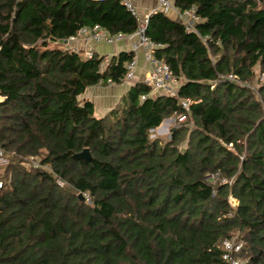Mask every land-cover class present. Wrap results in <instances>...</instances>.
Returning <instances> with one entry per match:
<instances>
[{"label": "trees", "instance_id": "1", "mask_svg": "<svg viewBox=\"0 0 264 264\" xmlns=\"http://www.w3.org/2000/svg\"><path fill=\"white\" fill-rule=\"evenodd\" d=\"M174 5L213 42L151 15L176 96L141 100L138 83L100 116L88 91L121 85L133 54L106 63L49 45L94 26L134 34L119 0H0V264H231L234 238L232 260L264 264V0ZM174 115L186 122L169 142L150 140ZM84 149L90 163L72 159Z\"/></svg>", "mask_w": 264, "mask_h": 264}, {"label": "built area", "instance_id": "2", "mask_svg": "<svg viewBox=\"0 0 264 264\" xmlns=\"http://www.w3.org/2000/svg\"><path fill=\"white\" fill-rule=\"evenodd\" d=\"M94 2H104L106 0H91ZM157 7L148 15L142 16L137 7L134 5L132 0H119L120 4L126 9V11L131 15L137 24V30L132 35H107L105 34L98 26H94L91 28H83L80 29L76 35L69 37L66 41L53 43L51 47L57 49H65L71 53L78 55L82 60L91 59L94 56V53L89 50L88 47H84L81 42H94V43H102L106 45H112L122 40H132L136 39V42L132 46V60L126 66V75L123 80L125 83L129 81L134 76V71L136 68V51L142 50L144 56V62L150 66V71L148 72L144 84L149 88V95L142 96L141 100H145L148 96L152 95H166L169 97H175L177 93V88L179 86L178 81L173 77L170 69L163 61H158L154 59V53L156 50L163 49L164 46L159 43H155L151 41L146 35V29L148 26L149 18L151 15L156 13H162L168 15L169 13H173L177 18V22H179L183 27L184 31L187 34H195L197 38L206 46L213 42L210 36H201L200 33L196 30V25L200 23L201 19L196 15L195 10L193 8L189 10L181 11L174 5V0H155ZM218 41H215V44H218ZM107 63V60H106ZM225 79L233 82H237L236 77L229 75L224 77ZM261 78H264V74L261 75ZM108 85H112L110 81H108ZM3 101V98L0 97V103ZM192 102L188 99L180 100L179 106L185 112H188L190 105ZM175 120L183 122L185 117L182 115H174ZM33 166H38L39 163L35 159H31L30 161ZM8 164L7 159L4 158L3 153L0 149V169H3L4 166ZM226 183L223 181L221 184ZM225 256L224 260L231 261V264H239L237 261H234L230 258V255L233 253H237L240 250L241 244H235L233 240L224 241L223 243Z\"/></svg>", "mask_w": 264, "mask_h": 264}, {"label": "crops", "instance_id": "3", "mask_svg": "<svg viewBox=\"0 0 264 264\" xmlns=\"http://www.w3.org/2000/svg\"><path fill=\"white\" fill-rule=\"evenodd\" d=\"M134 2V5L137 7L139 13L142 16H146L149 13H151L153 10L156 9L157 4L155 0H132ZM168 18H170L173 21H177V18L173 13H169L167 15ZM136 42V39L133 38L132 40H122L120 42H117L112 45V54L111 56H104L107 58V61L109 58L113 56H118L120 53H131L132 52V46ZM81 44L84 47H88L89 50H91L94 54L98 53L96 44L94 42H81ZM150 66L144 62V56L142 50L136 51V68L134 71V76L131 80L123 82L121 85H105V86H96L90 89V100H92L93 104L96 106V110H99L101 112L105 111V114L107 112L111 111L113 107H115L121 98L125 96V94L129 91V89L133 86H135L138 83H144L146 76L148 72L150 71ZM102 115V116H104Z\"/></svg>", "mask_w": 264, "mask_h": 264}, {"label": "rangeland", "instance_id": "4", "mask_svg": "<svg viewBox=\"0 0 264 264\" xmlns=\"http://www.w3.org/2000/svg\"><path fill=\"white\" fill-rule=\"evenodd\" d=\"M51 45L52 44H50L49 46H51ZM96 46H97V50H98V53H97L98 55H100V56H111L112 51H113L112 50V48H113L112 46H108V45L102 44V43L96 44ZM51 49H56V48L51 47ZM261 75H260V78L259 79L262 82H264V78H261ZM256 83H258L257 79H255L253 81L254 87H256V85H257ZM89 92H90V90L88 91V94H87L86 97H87V99L89 101L92 102V100H90L91 96H90ZM115 107H113V108H115ZM95 108H96V106H95ZM107 113H109V112H107ZM97 114L100 115V116H102V115L105 114V111L101 112V111L97 110ZM185 122H186V119L183 122H180L178 120H175L174 117L172 116V117L166 119L157 130L150 131V133H149V139L150 140L158 139V141L160 142V144L163 145L164 143L169 142L171 129H175V128H177L179 126V124L185 123ZM2 174H3V169H0V175H2ZM233 241H235V238L233 239Z\"/></svg>", "mask_w": 264, "mask_h": 264}, {"label": "water", "instance_id": "5", "mask_svg": "<svg viewBox=\"0 0 264 264\" xmlns=\"http://www.w3.org/2000/svg\"><path fill=\"white\" fill-rule=\"evenodd\" d=\"M72 159L75 161H83L85 163H90L92 160L88 149H84L80 153L73 155ZM79 199H82L81 195H79Z\"/></svg>", "mask_w": 264, "mask_h": 264}]
</instances>
